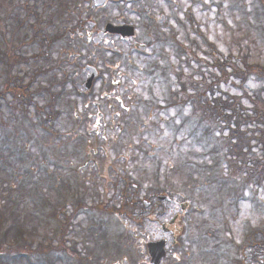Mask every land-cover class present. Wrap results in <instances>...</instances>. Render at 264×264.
<instances>
[{
    "label": "rangeland",
    "instance_id": "1",
    "mask_svg": "<svg viewBox=\"0 0 264 264\" xmlns=\"http://www.w3.org/2000/svg\"><path fill=\"white\" fill-rule=\"evenodd\" d=\"M220 1L221 0H199L197 4H193L189 0L188 12L191 13L195 19L193 27L204 33L209 41L216 45L217 50L220 53H223L224 55L232 53L233 57L240 55L244 57L246 56L248 57L249 63L264 65V37L258 33L254 26L257 19H264L262 16L259 17L255 14H249L248 12V8H253L255 2L253 3L251 0L252 5L249 7L250 0L246 1L248 7L246 9L248 13L247 15L245 10L241 11L238 8L231 9L236 2H240L239 0H222L221 3ZM217 3L221 5L220 9L217 8ZM22 14L24 13L22 12ZM261 32L264 34V31ZM188 34L192 41L195 40L200 45L198 49L195 42L191 43V40L187 36V44L195 47L198 58L211 60V57H204L203 55L204 52L209 50V46L202 40L198 31L191 29L190 23L188 24ZM20 37L21 32L19 31L16 38L19 39ZM16 38L14 40L15 42H17ZM22 50L25 55H31L38 52L39 47L35 45H26ZM215 54L219 56V53ZM165 57H170V55H165ZM173 60L174 63L178 65V60L175 58H173ZM155 63V70H153L148 76L143 75V77L139 78L140 84L136 89V101L150 97L151 92H153L162 104V101L167 97L165 93H168L170 89L175 88L168 86L166 83L168 80L163 81L161 79L165 78V76H159L160 71L164 66L163 61L158 59ZM182 64L183 70L186 74H192L198 79L201 77L198 73H195V70H193L194 68L197 69L199 67V63L196 60H192L190 66L184 62ZM22 66L23 69H26L29 65ZM30 66L32 68L35 67L34 65ZM4 73L5 68L0 67V93H2L1 90H3L4 85L7 83V76L6 73ZM80 73V77L83 80L86 73L83 70ZM185 82L188 86L191 85L190 81ZM255 83L258 84V87L261 85V82L253 77L250 85L248 83L247 86L252 88L256 86ZM200 85L203 87L204 83L200 82ZM228 87H224V89H227ZM192 89H194L193 86L190 90ZM228 90L234 91L233 88H228ZM183 95L184 94H182L181 97H183ZM207 96L208 95H205V98ZM205 98L200 95L199 106L202 107L206 104L207 108L210 110L209 104L205 101ZM0 102L3 106L0 109V115L1 113H4L3 118L0 117V122L4 123L8 128L16 127L17 125L31 128L28 120L20 122L14 118L15 116L9 111V104L6 101L5 96H0ZM245 106L250 107L251 103L246 101ZM154 108L155 106L151 100L144 102L140 105L139 109L134 111V117L132 116L134 119L133 123L128 125L121 123L123 128L122 131H117V135L112 138L116 142L115 147H110L108 143L109 147L104 154L105 157L110 156V158L104 159L103 154H101L104 150L99 146L97 147L98 151L96 153L93 146V149H91L88 154L91 155L96 162H94L92 166H90L92 161H90V163L87 162L88 166H90L89 168L88 166L80 168V165H83L86 158L78 157L79 153L87 152L86 149H84L85 142L82 139L81 134L85 133L88 137H92V133H88L85 129L86 127L81 126L79 128L78 131L80 132V135L76 132L72 135L66 134L68 137L70 136L73 141L71 144L68 143L70 146H64L62 143L48 146L47 141L52 140L48 134L47 137L43 135V137L39 136L37 139L34 138L35 135H32L31 137L33 140L28 150H31L30 153L34 152L38 155L37 160L50 166L49 169L52 174L59 176L60 180H52L48 175L43 173V170L32 168L35 161L28 156L30 153H27V155L24 156L23 152L21 153L17 151V148H11L14 159L21 158L23 164L20 170L9 172L10 174L8 173L12 176L11 179L6 180L5 173L0 172V197L2 198L0 199V262L3 258L9 260V262L4 261L0 264H54L57 262V257L55 255L56 249L53 242V235L51 234L54 232V225H58L57 220L63 219L58 214L52 218L53 210L55 213L59 212L63 218L76 210V215L78 216L75 223L77 225L75 233L73 232L71 236L84 244V248L82 249H85L86 244H88L90 251L100 254L103 264H109V262L105 261L106 254L113 255L117 262L125 256L126 251H124L125 255H120L122 244L118 245L119 241L125 238V221L123 223L121 218L118 220L117 218L112 217L109 212L104 214L102 206L96 207L94 213H88L83 210L86 208L89 211H92L93 206L90 204H84L81 206L82 203H80L85 201L91 203L92 198L96 196L92 189L91 180L96 179L97 177L102 181L106 180L103 176V172L107 171L105 170L107 166L110 167L108 165L110 159L113 161L111 163L113 166H118L119 164L122 166V163H124V166L135 174L134 181L138 185L146 184L145 188L150 190L149 187L152 185L155 186L159 181L161 185L166 188L165 190L167 194L176 200L169 205L170 210L168 211V214L170 215L160 217V221L172 219L180 210V201L189 202L187 199L194 196L195 205L193 206L198 209V212L193 214L191 222L187 226L189 255L186 257L185 254L183 255L184 261L189 264H238L235 262L237 256L234 251L231 253L226 249H215L211 244V248H204L201 250V246L205 245L206 242L211 243L212 238L200 240V233L204 232L207 228L219 230L221 232L218 234L222 235L223 238L233 240L236 244H240L243 242L246 233L245 229L247 228L248 223L250 227H263L264 211L262 212L259 210L260 204L258 206L259 209H257V207L254 209V204L249 200V196H252L253 193L249 189L245 191L247 196L246 202L243 203L241 201L238 206H236L235 202H232L229 205V198H222L225 193L229 191L234 192L236 188L229 189L224 182V175L226 173L222 171V169L210 165V163L214 161L212 155L202 157L204 153L209 152L214 147L215 143H217L215 142L214 135L217 131L216 124L213 121L214 118L206 109H204L203 113H198L196 110L189 115V122L186 124V127L179 128L171 117L167 122L165 121L167 119L165 111L156 114ZM150 110H153L152 121L156 122L152 125H157L158 123V125L164 130L165 135L163 138L159 139L157 133L151 128V123L146 125V128L141 127L139 119L146 120V116L149 114ZM171 114L173 115V113ZM19 116H23V114H20ZM161 117H163L164 122L160 121ZM30 118L36 123L41 122L37 116ZM112 123L115 122L112 120ZM36 127L38 129L40 128L38 125H36ZM71 127H73V124H66V126L64 125V127H61L60 129L61 132L66 133L71 130ZM115 129L116 123L115 126L105 127V132L107 131V134H111ZM189 132H191L190 136L188 134ZM153 134H156L157 136L155 141ZM159 134L163 136L162 132H159ZM218 135V138L221 139L220 130ZM98 138L103 140L102 136ZM175 138L180 141L184 140V144L178 146L179 143L175 142L173 145ZM61 139H64V136ZM142 140H145V142L143 143ZM20 141L23 140L21 139ZM253 142V150L260 156L261 151H259V148L255 146L256 144ZM65 147L71 150V157L66 155L61 156L64 152L63 148ZM148 152H152L153 155L146 160V153ZM39 153L41 154L40 156ZM198 153L201 154L198 155ZM117 154L119 156L130 154L131 158L120 157V159L117 160ZM57 156L60 157L61 160H64L60 162V159H58ZM230 156L227 157L231 159L232 157ZM57 163L61 166H51L52 164ZM36 167L41 168L39 164H36ZM76 168L79 169V171ZM83 169L86 170L87 173H85ZM93 173H95L96 176H94ZM74 179L78 185L72 184ZM9 180H19L20 182L15 185V188H13L12 185L8 184ZM49 181H55V183L53 182V185H49L47 183ZM85 182H88L89 184ZM230 183L237 182L231 181ZM66 184L71 186L72 189L77 186L79 191V198L77 199L79 201H67V204H62L60 208H57L58 202L61 199V185L65 187ZM90 184L92 188H90ZM55 187H59V189L57 190ZM257 188L262 190H259V199L264 201V183L257 185ZM56 190L58 192H56ZM108 190L109 189H101L98 194H102V192L108 194ZM98 197H100V195H98ZM110 197H113L111 193L108 194L109 199H111ZM108 204L116 207L119 205L116 199L108 201ZM101 215H103V218ZM91 216L95 218L97 229L99 231L98 236L100 241H98L97 244L91 242L92 237L94 236L93 233L95 232V222L92 220ZM78 223L82 225V228ZM161 232L160 229L155 228L149 230L148 234L150 235V238L151 236L154 237V235L156 236L155 238H159V236H162ZM145 235L148 236L147 234ZM132 239H134L133 236L125 244L124 248L127 249L129 243L133 241V252L134 254H137V251L139 250V241L137 239ZM212 242L214 243V240H212ZM227 244H223L221 247L225 248L227 247ZM41 248H43L44 251L49 252L47 254L48 259L43 260L42 262L37 260V257L40 258L39 249ZM31 252L35 254L32 255L35 262H28L24 258L21 260L16 259L17 254ZM3 254H8L11 257L7 258ZM245 256H248L247 253H245ZM124 260L125 262L129 261L128 259ZM115 263L116 262H112L110 264ZM94 264L99 263L95 262ZM175 264L181 263L177 261Z\"/></svg>",
    "mask_w": 264,
    "mask_h": 264
},
{
    "label": "bare ground",
    "instance_id": "2",
    "mask_svg": "<svg viewBox=\"0 0 264 264\" xmlns=\"http://www.w3.org/2000/svg\"><path fill=\"white\" fill-rule=\"evenodd\" d=\"M91 1L88 0L87 3ZM188 1V2H187ZM193 4H197L199 2V0H190ZM240 2H236L234 4V6L231 9L234 8H238L239 10L243 11L245 10V13H247L246 9L247 7V0H239ZM96 2L98 4L103 3L104 0H96ZM222 2V0L220 1V3ZM252 2H255V5L253 6V8H248V12L249 14H256L258 12H263L264 11V0H252ZM251 0L249 1V7H251L252 5ZM188 3L189 0H180L179 2V7H178V12L184 13L187 16H191L192 14L188 12ZM258 5V6H257ZM217 8H221V5L219 3H217ZM127 11H130L128 8L126 9ZM244 13V12H243ZM244 13V14H245ZM248 15V13H247ZM116 34L118 35H126V34H130V35H135V30L133 28L132 25L130 24H123V25H119L116 28ZM154 44H156V46L158 48H161V40H159L157 43L153 42ZM106 48V53L110 56H113V53L109 52L107 50V47L104 46ZM155 55H152L150 53L147 54V57H154ZM236 57H240V56H236ZM154 58H152V61L154 62ZM207 67L211 68V64L208 62L207 63ZM171 77V76H170ZM126 91L128 92V94L132 97L133 102L128 103L124 100V97L120 94V90L118 88H116L115 86H108L106 88H100V87H96L94 88L91 92L92 94H88L87 96H85L83 99L79 96V105L76 107V110L78 111L77 113L81 112L82 115H84L87 111H91L93 112L94 109V104L93 102H98L101 105V101L103 103H113L115 104V107L120 111V115L118 116L116 115V113L111 109V108H107L106 110L102 109V111H104L106 113V123H109V126H115L116 123V129L114 131V137L117 135V131H122V125L121 123H125V124H131L134 122V119L132 118V116L134 117L133 113L135 110L139 109L140 105L143 104L144 102H148L149 100L152 101V103L154 104V106H157L158 104H161L160 100L158 99L157 96H155L153 94V92H151V96L148 98H144L141 99L139 101H136V89L137 87H135L134 85H132L131 83H126ZM86 92H89L90 90H84ZM53 94H57V93H52ZM62 96H64L65 94H60ZM60 95H53V98L50 97H45V96H41L39 98H33L28 92L27 93H23L21 96V100H24V102H15V105L17 106V108L15 110H9L10 113H12L15 119H17L18 121L22 122L23 120H28L29 125L31 128H28L27 126H21V125H17L16 127H10L9 128V132L6 135H3V130L2 127L0 126V172L5 173L6 176V180L11 179L12 176H10L9 172H16L19 168V162L17 159H14V155L13 152H11V148L12 145L16 146V148L18 149L19 152H23V155L26 156L27 153H30L31 150H28L29 147L31 146V142H32V135H35V139H37L39 136H47L46 132L48 130L49 127L52 126V120L51 118L55 116L56 114V104L58 105V100L61 98ZM165 95L167 96L168 99H171L172 101V109L170 107V105L168 104V102L165 100H163L162 105L166 106L168 108V110L172 113H176L178 115V120L184 121L185 122V127L186 124H188L189 122V115L187 113V111L185 110L184 106L187 102H191L193 104H195L196 106H198L201 109H206V104L203 105L202 107L199 106V101L200 98L195 96L194 94L190 93L188 94V96H184L181 97V93H174L172 94V98L170 93H165ZM8 98H10V96L8 95ZM12 104H14V102H11ZM85 103H88L87 109H85ZM120 103H123L125 105H127L128 109H122L120 107ZM68 103L66 102V105ZM19 105V106H18ZM29 106L31 107L33 110L31 115H26L22 112V108L24 106ZM60 105V103H59ZM96 106V105H95ZM97 107V106H96ZM156 110V114H159V110L154 108ZM153 109V110H154ZM153 110L149 111V114L146 116V120L143 119H139L141 122V127L146 128V125H148L149 123H151V128L157 133V135L160 138H163V136L161 134H159V132L164 133V130L158 125H152L153 123H156L155 121H152V112ZM59 113V117H58V122L60 124H62V126H66V124H71V122H74L75 119H73L70 116H66L63 114H60L59 111H57ZM42 113V114H41ZM20 114H23V116H19ZM4 113H1V118H3ZM53 115V116H52ZM37 116L39 121L41 122H35L33 119H31L30 117H34ZM85 116V115H84ZM140 116V115H139ZM88 117V116H85ZM10 119V116H9ZM112 120L115 123H112ZM70 121V123L68 122ZM161 122H164L163 117H161L160 119ZM166 121V120H165ZM40 123V124H39ZM166 124V122H165ZM36 125L40 126V128L38 129L36 127ZM84 127H86V131L89 133H92V137H88V135H86L85 133L81 134L82 139L84 140L85 144H84V149H86L87 152H81L78 154L79 158H86V160H84L83 165H80L82 167H86L88 166L87 162L88 160H91L93 162H96L93 157L91 155L88 154V152L91 151V149H93V146L95 148V152L97 153V147H101L102 150H104L103 152H101V154H103L104 159L105 158H110V156H106L105 157V151L108 149V147L112 146L113 148L116 145V142L109 136H107L106 134H104L103 132L100 131L98 125H93L92 123H85L83 125ZM73 128V130H72ZM80 127H76L73 125V127H71L70 131H67L66 133L63 132H59L57 134L51 135L49 136L52 140L47 141L48 146L50 145H57L58 143H62L64 146H70L71 143H73L71 137L67 136L68 135H72L75 134V132L77 134L80 135V132L78 131ZM105 127H103L104 130ZM166 128V127H165ZM99 129V130H97ZM101 133V134H100ZM100 134V135H99ZM165 134V133H164ZM189 136L191 135V132L188 133ZM27 135V138H26ZM155 139L154 141L157 139L156 134H153ZM64 136V139H61ZM102 139H99L98 137H101ZM23 141H20V140ZM68 139V140H66ZM91 140V141H90ZM177 140V138L174 139L173 141V145L175 144V142H178V146L184 144V140L180 141ZM142 142L144 143L145 140H142ZM70 143V144H68ZM109 143V146H108ZM21 145V146H20ZM45 146H47L46 144H44ZM112 148V149H113ZM64 152L61 154V156H68L71 157V150L69 148H63ZM78 150V149H76ZM63 151V150H62ZM143 151V150H142ZM74 153V152H72ZM86 153V155H85ZM41 154L39 153V156ZM107 155V154H106ZM146 160L148 159V157H151V155H153V153H146ZM28 156H30L31 159H33L35 161V164H39L41 166V170H43V173L48 175L50 179L52 180H60L59 176H55V174H52L51 170L49 169L50 166H47V164H45L44 162H41L39 160H37L38 155L33 153H30ZM65 156V157H66ZM96 156V154H95ZM120 157H130V154H127L125 156H119L117 154L116 159L119 160ZM58 159H60V157L57 156ZM21 159V158H20ZM64 159H60V162H62ZM109 160V159H108ZM112 159H110L108 165L111 167H107L105 168V170H107L106 172H103V176L106 178L105 181H102L99 177H97L96 179H93V181L90 184V188H92L96 194V196H94L92 199L95 200L96 204L99 206H102V208L105 206V201H104V195L106 193L102 192V194H98L100 192L101 189L103 190H108V194L109 193H114L115 195V199L118 201V207L113 206V209L115 211V213L122 219V221H125V227L126 229L133 234L135 237H137L140 241H142L143 243H148L149 239L148 236H146L145 234L146 231L142 228V226L137 223V222H131V221H126L125 217H124V208L123 205L124 204H128L129 206H131L129 197H128V188L129 186H135V174L132 171H129L126 166H124V163H122V166L119 164L118 166H113L111 163L113 161H111ZM73 161V160H72ZM23 163V160L21 159V161ZM59 162V163H60ZM59 163L57 164H52L51 166H58ZM113 167V168H112ZM89 168V166H88ZM77 169V168H76ZM87 169V168H86ZM50 170V171H49ZM79 171V169H77ZM83 171L85 173H87L86 170L83 169ZM9 173V174H8ZM53 178H52V177ZM96 176V175H94ZM81 177V175H80ZM81 180V178H79ZM55 181H49L47 182L49 185H53V182L55 183ZM83 181V180H81ZM17 180H9V185H12L13 188H15ZM73 182L76 183V180L74 179ZM88 183V182H85ZM78 185V183H77ZM146 185V184H145ZM154 185L150 186V190L154 189ZM57 190L59 189V187H55ZM56 190V192H58ZM60 194H61V190H60ZM98 195H100V197H98ZM70 201L71 200H76L79 201L77 198L78 195L77 194H73L69 196ZM0 199H2L0 197ZM81 203V202H80ZM84 204H81V206H83ZM85 205H88V202L85 201ZM60 206H62L61 202H58L57 208H60ZM79 210H83V209H79ZM89 213L88 209L85 208V210ZM128 212V211H127ZM130 213V212H129ZM52 217V216H51ZM133 231V232H132ZM141 231V232H140ZM53 235L55 236V238L58 240V242L65 247L66 246V240L64 239V237L62 235H60V233L56 232V230L54 229ZM148 235V234H147ZM43 249V248H41ZM154 249L160 251L159 246H155ZM158 258V256H157Z\"/></svg>",
    "mask_w": 264,
    "mask_h": 264
},
{
    "label": "flooded vegetation",
    "instance_id": "3",
    "mask_svg": "<svg viewBox=\"0 0 264 264\" xmlns=\"http://www.w3.org/2000/svg\"><path fill=\"white\" fill-rule=\"evenodd\" d=\"M75 0V16L71 15L64 23V33L61 40L65 45L71 47L75 45L85 46V51L77 53L73 57H120L126 58L127 64L138 66L143 62V57H147L154 44L161 40L164 44L166 40L172 39L177 34L178 25L181 24V17L177 14L180 0H104L98 4L96 0ZM130 11H127L126 9ZM123 24H130L135 30V35H118L116 27ZM107 47L113 56L106 54L96 55L95 50L103 51L100 47ZM93 64L88 61L84 68ZM117 66V64H116ZM119 67V66H118ZM98 68V67H97ZM99 75L94 80L104 79V69L98 68ZM93 88L89 91H79L83 99L88 94H92ZM93 112L87 111L84 115L88 117H78L83 123L93 125H104L106 123V110L108 107L117 109L113 103L93 102ZM97 107H96V106ZM88 103H85L87 109ZM122 109L127 110V105L120 103ZM79 115V113H78ZM116 115L121 116L119 113ZM159 202H155L154 209L158 208ZM145 210V208H143ZM174 224L165 225V232L170 231V239L173 242V235L176 237Z\"/></svg>",
    "mask_w": 264,
    "mask_h": 264
},
{
    "label": "trees",
    "instance_id": "4",
    "mask_svg": "<svg viewBox=\"0 0 264 264\" xmlns=\"http://www.w3.org/2000/svg\"><path fill=\"white\" fill-rule=\"evenodd\" d=\"M217 61H218V59H214V64H213V66H211L210 70H215V68L217 66L220 69V71L223 73V75L217 76L214 73H212L211 75H212L213 80L211 83H209L206 78H203V83L205 84L206 87L219 86V84L222 81H227L231 77H235V78L240 77V79H242L244 81L246 78L249 77V74H253V75L257 76L259 79L264 80V69H257L254 67L251 68L250 65H248L246 63L245 59H243V58H239V59L232 61L231 57H228V58H226V61L224 64L219 63ZM244 64L247 67L246 66L243 67ZM228 66L230 67V70H228L229 69ZM260 103H264V99L261 96V94H256L255 105H256L257 110L255 111L256 114L253 117H255L256 121H258V122L264 120V110L261 113V104ZM235 117L237 118L236 119L237 128L235 129L234 133L244 134V132H241L239 130V128L241 127L242 124L245 123V120L242 119V117L240 115H235ZM253 117H250V118H253ZM262 133L264 134V130L262 131ZM246 157L243 158L242 165H238L237 162H234L237 170L242 171L243 169L246 170L248 168L246 166V162H245ZM258 163H259V167H257V169L253 170L251 173H256L257 177H259V178L261 177V179L264 180V163H262L261 160H258ZM242 173L239 175V177H236L235 180L240 182V186L243 188V187L248 186L250 184V177H249V175H248V177H243ZM123 208H124V211H128L125 213L130 212V213L134 214L136 211L133 206H129L128 204H124ZM257 231H260V229L252 231L251 236L247 237V239H246L247 246H251V247H254V246L258 247L259 246V245H256V240L254 239V236L256 235L255 232H257ZM41 251L42 250L39 249V253ZM32 254L35 255L34 253H32ZM261 254L263 255V252L260 249H258L256 251H253L252 257L255 260ZM40 255L41 254H39V257H40ZM37 260H39L38 257H37Z\"/></svg>",
    "mask_w": 264,
    "mask_h": 264
},
{
    "label": "water",
    "instance_id": "5",
    "mask_svg": "<svg viewBox=\"0 0 264 264\" xmlns=\"http://www.w3.org/2000/svg\"><path fill=\"white\" fill-rule=\"evenodd\" d=\"M160 246V243H151L149 246H150V248H152L153 246Z\"/></svg>",
    "mask_w": 264,
    "mask_h": 264
}]
</instances>
